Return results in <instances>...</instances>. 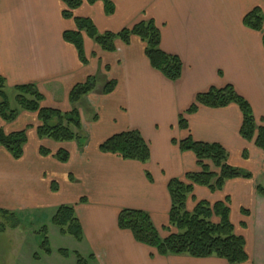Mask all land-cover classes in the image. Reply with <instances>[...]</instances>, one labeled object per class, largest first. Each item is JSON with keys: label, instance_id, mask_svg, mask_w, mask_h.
Listing matches in <instances>:
<instances>
[{"label": "crops", "instance_id": "0c3cea01", "mask_svg": "<svg viewBox=\"0 0 264 264\" xmlns=\"http://www.w3.org/2000/svg\"><path fill=\"white\" fill-rule=\"evenodd\" d=\"M110 1L115 6L113 15L106 14L101 0L95 5L85 2L74 15L92 19L101 34L155 20L161 49L183 63L181 79L172 82L153 69L139 37H133L130 45L117 41L116 51L107 54L84 34V65L77 50L63 39V33L76 25L63 18L62 2L0 0V76L9 88L35 85L45 97V108L70 112L76 107L82 130H72L86 138L83 146L41 139L37 113L20 111L12 123L0 117L5 134L27 132L21 159L0 146V210L15 213L22 221L44 215L49 219L44 227L51 233L57 210L73 206L83 229V239L76 242L88 264H229L216 257L159 256L118 226L120 212L132 209L149 214L162 238L176 232L169 222L168 185L172 179L200 171L195 155L178 145L191 136L197 142L222 145L229 165L252 178L229 180L215 192L196 186L187 209L192 212L201 201L215 204L229 198L231 222L235 233L244 237L249 255L243 264H264V196L257 191L264 184V152L242 138L241 110L234 104L219 109L201 106L186 115L187 130L179 125L180 116L198 94L232 85L250 103L257 125L264 126L263 33L243 24L255 8L262 10L264 18V0ZM95 74L102 82L83 99L84 105L74 106L69 99L72 89ZM111 81L117 86L105 95ZM130 130L139 131L148 143V162L100 151L106 140ZM42 148L50 154L43 155ZM60 150L70 154L68 162L55 157ZM55 230L60 238H67ZM33 242L39 244L40 238ZM60 250L65 249L58 252L66 260Z\"/></svg>", "mask_w": 264, "mask_h": 264}, {"label": "trees", "instance_id": "16d2710c", "mask_svg": "<svg viewBox=\"0 0 264 264\" xmlns=\"http://www.w3.org/2000/svg\"><path fill=\"white\" fill-rule=\"evenodd\" d=\"M59 1L65 5L62 12L63 18L73 20L76 25L75 30L63 33V39L77 50L79 59L84 65L87 63L84 34L107 52L116 51L117 41L130 45L133 37H139L145 44V55L152 68L172 82L181 79L183 63L178 56L167 54L161 49V31L155 20L142 21L118 33L101 34L92 19L74 15V12L81 8L85 2L95 5L100 0ZM101 1L104 2L106 14L113 15L115 13L114 4L110 0ZM243 24L250 30L263 33L264 43V18L260 8H255L248 13L243 19ZM116 86V81L107 83L104 94H111ZM96 87L97 78L89 77L85 83L78 84L72 89L69 96L70 102L74 106L77 105L94 92ZM8 89L15 92L18 109L11 108L10 98L7 94ZM44 99V95L35 85H17L14 88H9L6 79L0 76V117L4 122H14L20 111L37 113L41 122V126L38 127V135L41 139L47 138L59 143L80 140V134H75L72 130V128L78 131L82 130L79 110L74 107L70 112H62L57 109L45 108L42 106ZM233 104L239 107L243 115L240 131L242 138L248 142H254L256 147L264 152V126L257 125L250 103L232 85L223 88L212 87L207 92L198 94L195 103L186 111L185 115L180 116L179 125L182 129L187 130L189 126L186 115L196 113L201 106L219 109ZM26 143L27 132L25 130L11 134H5L0 130V146L4 147L16 160L22 158ZM79 144L84 145L81 142ZM178 145L183 152H192L195 155L200 171L187 173L184 179H172L169 182L168 190L172 201L169 222L176 232L162 238L149 214L132 209L120 212L119 228L130 231L137 243L155 249L157 254L162 257L188 256L196 259L216 257L229 264L248 262L246 241L244 237L235 233V227L230 219L229 198L215 204L201 201L197 203L192 212L187 209V202L196 186L207 187L212 192L221 191L227 181L237 178L249 179L252 178V175L229 165V154L220 144L197 142L190 136L179 142ZM100 151L117 155L123 160L141 163H146L151 158L148 143L136 130L112 136L100 145ZM41 153L49 155L50 151L42 148ZM244 156L246 157L247 153ZM55 157L60 162L66 163L70 159V154L66 150H60ZM257 191L264 196V184L258 185ZM0 214L11 218L13 230L21 226V218L15 213L0 210ZM52 224L64 236H72L77 241L83 239L82 225L73 206H61L52 218ZM5 230L6 228L0 229L1 232ZM37 234L40 238L39 247L44 250L46 255H50L52 250L48 229L43 227ZM60 252L64 256L69 255L66 250H60ZM77 264H88V261L77 256Z\"/></svg>", "mask_w": 264, "mask_h": 264}, {"label": "rangeland", "instance_id": "374dc122", "mask_svg": "<svg viewBox=\"0 0 264 264\" xmlns=\"http://www.w3.org/2000/svg\"><path fill=\"white\" fill-rule=\"evenodd\" d=\"M105 52L107 54L113 53ZM94 77L97 78V85L102 82L100 74H95ZM7 94L10 98L11 108L13 110L18 109V105L15 102V92L8 89ZM80 104L84 105L85 103L81 100ZM85 141V136L80 133V140L73 142L84 144ZM46 218L44 215L43 217L25 218L23 221L21 220L22 224L19 230L15 232L11 227V218L0 214V229L6 228L5 231H0V264H77V256L88 259L84 255L86 254L84 249L77 244L74 237L67 235V238H60L56 232L57 230H55L56 227L52 225V232L48 234V237L51 239L50 247L53 252L48 257L50 261L47 262L48 258L44 250L39 247V244L33 242V238L39 240L38 235H35L34 232L40 231L45 224H48L49 219ZM60 248L70 253L66 260L59 257L58 249Z\"/></svg>", "mask_w": 264, "mask_h": 264}]
</instances>
